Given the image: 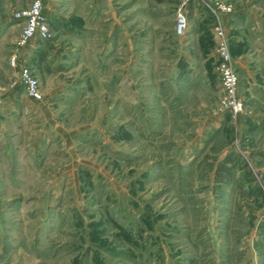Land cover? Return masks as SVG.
Instances as JSON below:
<instances>
[{
  "label": "rangeland",
  "instance_id": "374dc122",
  "mask_svg": "<svg viewBox=\"0 0 264 264\" xmlns=\"http://www.w3.org/2000/svg\"><path fill=\"white\" fill-rule=\"evenodd\" d=\"M83 1L59 20L79 21L78 50L50 23L41 39L60 43L49 61L64 84L41 113L19 78L39 77L15 52L21 29L7 34L30 3L0 0V264H264V124L244 119L249 92L243 114L220 107L210 0ZM223 1L233 65L259 78L264 0Z\"/></svg>",
  "mask_w": 264,
  "mask_h": 264
},
{
  "label": "crops",
  "instance_id": "0c3cea01",
  "mask_svg": "<svg viewBox=\"0 0 264 264\" xmlns=\"http://www.w3.org/2000/svg\"><path fill=\"white\" fill-rule=\"evenodd\" d=\"M30 1L32 0H4V4L2 3L3 7H8L11 9V7H23L25 5H27L28 3H30ZM43 1V11L48 19V23H50L53 27H56V29L59 30H63L62 33H65L66 35L69 36L70 40L72 41L70 44H68L69 42H67V45L64 47L65 49H79L78 45H80V40L81 39V35L79 33L76 32V29L78 27V23L79 21H68L66 23L68 24H72L71 27H69V29L73 30L68 31V26L67 24H65L64 26H62V24L59 23V20H61L64 17L68 16L69 12L73 13V10L75 11L77 10H83L86 7L85 1L83 0H66V4H62V0H42ZM59 3L61 5H59ZM7 8V9H8ZM61 10H67L61 17L60 13ZM82 12L80 14H82ZM76 13V12H75ZM231 14V13H230ZM230 14L224 15V19H226L230 16ZM210 20V18H209ZM11 21L10 19V13L6 12V11H0V22L1 23H7ZM16 21V20H15ZM65 26H67V28H65ZM19 28L21 29V25L18 21L14 22L11 21L9 23V25L7 26L8 32L9 33H14L15 30L19 31ZM84 28H86V26H84ZM90 27L87 28V30H89ZM67 30V31H64ZM83 31H81L80 33H82ZM78 34V36H77ZM15 37V38H14ZM13 38L16 40L17 36H13L12 35V40ZM61 38H64L63 36H61ZM257 39H259V37H257ZM60 44L58 41H56V43H54L53 45H50L51 49H45L43 48L46 44L45 42H43V40L39 39V38H32L30 39L25 45L22 46H15V52L18 51L20 54H25L26 56V60H29V56L32 55L33 57V63L29 64L33 71L35 73H37V75L39 76V81H40V87H41V92L46 94V93H50L53 92L54 89H58L61 86H64V84H59V83H55V81L57 80L56 76L59 73H62L61 70L57 69V67H55L49 60V56H50V52L55 51L56 47L59 46L57 45ZM80 50L83 52L84 50L82 48H80ZM69 51V50H68ZM76 54H80V51L75 53ZM75 56V57H79V56ZM240 58V57H239ZM234 59L235 61V66H236V70L239 76V88L242 91H245L246 93L249 92L251 93V101L250 103L252 104V106L250 105L249 107H251L248 111L247 114L244 116L245 120L251 121V120H259L261 121V123L264 124V74L262 76H260L259 78H255L253 76H251L249 70H251L250 68H252V65H247L244 60L241 59ZM82 64V62L80 63ZM55 67V68H54ZM15 70V68H13ZM56 69V70H55ZM53 87V90H52ZM51 88V91H48L47 89ZM253 89L254 93H252V91L250 92V90ZM61 94V92H58L56 94V96L58 94ZM254 94L258 95V96H262L261 101L259 99L258 96H254ZM27 98L32 101V102H37V106L39 107V112L41 113H48L47 109L48 107L46 106V103L40 100H33L30 97L27 96ZM57 97H52L51 100L49 101L51 104H55L57 103L56 101ZM261 103V108L255 109L254 107V103ZM4 103V101H3ZM2 103V105H3ZM1 105V107H2ZM40 113V114H41ZM7 116V114L5 113H0V130L1 128L4 127V119L7 118L5 117Z\"/></svg>",
  "mask_w": 264,
  "mask_h": 264
},
{
  "label": "built area",
  "instance_id": "2783aa9c",
  "mask_svg": "<svg viewBox=\"0 0 264 264\" xmlns=\"http://www.w3.org/2000/svg\"><path fill=\"white\" fill-rule=\"evenodd\" d=\"M211 11L215 22L211 25V34L214 46L210 52L215 57V68L218 72L222 96L220 107L225 110L231 118L244 113L245 104L239 89V76L229 50L226 29L222 23L221 14H230L232 6L223 0H210ZM14 17L21 25L20 34L15 40L16 46L25 45L32 38L47 39L50 36L48 19L43 11L42 0H32L30 4L15 12ZM187 29V20L184 12L178 11L175 16V34L181 36ZM11 64L16 65L12 57ZM20 81L24 85L28 97L33 100H41L42 92L39 88V79L27 69H21ZM3 103L0 95V107Z\"/></svg>",
  "mask_w": 264,
  "mask_h": 264
},
{
  "label": "trees",
  "instance_id": "16d2710c",
  "mask_svg": "<svg viewBox=\"0 0 264 264\" xmlns=\"http://www.w3.org/2000/svg\"><path fill=\"white\" fill-rule=\"evenodd\" d=\"M228 160V159H227ZM225 164V163H224ZM225 169H226V171H228L229 170V168H226V167H224Z\"/></svg>",
  "mask_w": 264,
  "mask_h": 264
}]
</instances>
